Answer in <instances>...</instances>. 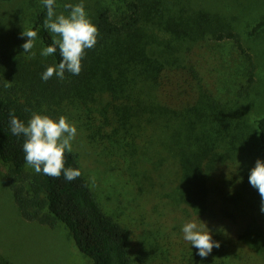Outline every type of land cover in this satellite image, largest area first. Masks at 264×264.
I'll return each instance as SVG.
<instances>
[{
	"label": "rangeland",
	"instance_id": "rangeland-1",
	"mask_svg": "<svg viewBox=\"0 0 264 264\" xmlns=\"http://www.w3.org/2000/svg\"><path fill=\"white\" fill-rule=\"evenodd\" d=\"M124 1L83 0V4L90 19L98 8L122 12ZM80 2L59 0L55 11L67 16L64 5ZM165 2L180 19L190 20L199 12L210 15L208 22L183 26L181 33L155 26L143 32L150 42L144 47L150 61L169 54L178 58L172 70L162 64L158 100L173 109L179 121L208 127L214 116L221 128L218 138L225 161L209 178L208 203L202 211L177 199V165L172 152L155 139L156 128H145L129 150L128 133H112V126L96 113L87 118L80 103L55 105L39 96L36 69L52 58L40 54L45 46L38 35L32 49L35 57L24 53L21 34L33 27L40 0L0 1V97L19 105L27 121L35 112L54 120L65 116L76 126L72 152L102 211L126 230L132 264H264V255L238 238L255 213L248 216L229 200V194L239 193L241 199L261 201L249 174L259 159L254 154L256 121L264 117V29L254 35L248 32L264 18V0ZM216 24L237 32L244 52L230 40H214L211 29ZM111 135L118 136L116 143L123 147L116 150ZM8 168L0 160V264H91L62 224L51 229L21 218L5 184ZM189 221L207 228L222 250L213 248L201 258L183 239L182 227Z\"/></svg>",
	"mask_w": 264,
	"mask_h": 264
},
{
	"label": "trees",
	"instance_id": "trees-1",
	"mask_svg": "<svg viewBox=\"0 0 264 264\" xmlns=\"http://www.w3.org/2000/svg\"><path fill=\"white\" fill-rule=\"evenodd\" d=\"M40 3L31 30L36 31L48 47L53 36L44 27L47 9L42 0ZM207 16L210 15L199 12L190 20L177 18L165 0H125L122 12L115 13L109 8H98L90 17L99 31L98 42L93 49L86 50L80 74L65 72L64 79L54 75L46 82L42 80L47 67L59 64L58 49L51 55L52 61L40 64L35 73L40 97L55 105L80 103L87 118L96 113L103 123L112 126V133L122 130L128 133L129 150L133 149L135 138L141 137L145 128H156L155 139L172 152L177 165V199L196 211L206 207L209 178L225 161L220 147L222 139L218 138L221 128L214 116L208 127L197 128L187 121H179L174 110L158 100L163 65L167 71L172 70L178 58L169 54V58H161V61H150L148 50L144 48L150 42L143 32L145 27L155 26L172 34L181 33L183 26L208 22ZM262 29L264 18L253 25L248 35ZM211 30L214 40H230L244 52L239 34L230 27L216 24ZM178 36L175 40L180 39ZM26 41L24 37L21 46ZM171 56L174 57L172 61ZM10 113L27 123L25 111L19 105L0 97V160L9 164L5 184L21 218L51 229L62 224L78 252L91 264H132L126 230L98 205L75 153H66L65 167L78 169L81 175L77 179L69 182L63 175L56 179L35 173L24 159V138L13 135L10 130ZM255 127L258 147L254 154L264 160V117L256 121ZM117 137L110 136L116 150L119 145L123 147L121 141L122 144L116 143ZM238 194H229L233 205L248 216L255 213L247 220L238 238L248 248L264 255L262 202L256 198L241 199ZM218 249L221 251L222 246Z\"/></svg>",
	"mask_w": 264,
	"mask_h": 264
},
{
	"label": "clouds",
	"instance_id": "clouds-1",
	"mask_svg": "<svg viewBox=\"0 0 264 264\" xmlns=\"http://www.w3.org/2000/svg\"><path fill=\"white\" fill-rule=\"evenodd\" d=\"M42 3L47 9L43 24L52 34L53 40L51 46L43 48L40 54L51 56L58 49L61 57L58 65L49 66L42 73V80L46 82L54 75L64 79L65 72L79 75L86 50L93 49L98 42V28L88 18L83 0L78 4L66 3L64 8L68 11L67 16L56 13V0H42ZM21 35L27 38L21 46L24 53H31L35 57L32 49L35 47L37 32L29 29ZM9 123L12 134L24 138V159L35 173L56 179L63 175L69 182L80 177L78 169L65 167L66 153L73 151L72 145L77 136L76 126L65 116L54 120L48 115L34 112L25 123L10 113ZM249 183L258 190L262 201L261 212H264V161H256L249 174ZM182 232L183 239L198 250L197 254L201 258H206L213 248L220 247L218 242L213 241L210 231L200 228L196 222H186Z\"/></svg>",
	"mask_w": 264,
	"mask_h": 264
}]
</instances>
